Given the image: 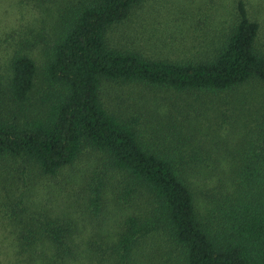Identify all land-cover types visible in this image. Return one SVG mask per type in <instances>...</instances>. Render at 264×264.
Listing matches in <instances>:
<instances>
[{
	"label": "rangeland",
	"instance_id": "1",
	"mask_svg": "<svg viewBox=\"0 0 264 264\" xmlns=\"http://www.w3.org/2000/svg\"><path fill=\"white\" fill-rule=\"evenodd\" d=\"M79 1L0 0L1 119L15 112L5 90L12 58L27 54L41 69ZM239 2L259 24L256 47L264 53V0H141L109 29L107 42L151 59L208 57L236 22ZM51 94L39 74L34 102ZM100 99L135 127L146 147L171 160L194 192L202 219L218 227L249 188L231 156L264 145V84L252 80L214 93L103 81ZM129 179L91 147L55 175L22 158L0 157V264H113L100 250L126 216H145L151 208L146 192ZM49 224L68 227L70 244L78 247L51 244ZM90 243L99 248L91 251ZM174 250L163 234L149 235L135 264H181Z\"/></svg>",
	"mask_w": 264,
	"mask_h": 264
},
{
	"label": "trees",
	"instance_id": "2",
	"mask_svg": "<svg viewBox=\"0 0 264 264\" xmlns=\"http://www.w3.org/2000/svg\"><path fill=\"white\" fill-rule=\"evenodd\" d=\"M140 2L80 0L41 69L27 54L12 58L5 90L16 114L0 118V157L22 158L55 175L91 147L127 173L146 192L151 208L145 216H126L107 249L100 250L113 264H135L144 255L137 248L145 237L159 233L179 253L181 264H264V145L258 152L231 156L249 188L214 227L200 216L194 192L171 160L146 147L135 127L100 99L103 81L214 93L252 80L264 84V53L256 47L259 24L239 2L238 18L215 52L186 61L110 47L109 29ZM39 74L52 94L34 102ZM48 226L55 247H78L70 244L74 238L68 227ZM98 248L90 243L91 251Z\"/></svg>",
	"mask_w": 264,
	"mask_h": 264
}]
</instances>
